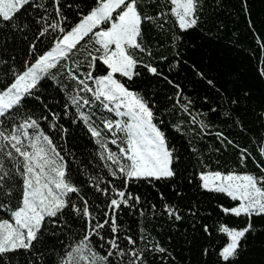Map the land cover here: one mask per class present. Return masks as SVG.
<instances>
[{"label":"snow or ice","instance_id":"6c2138e0","mask_svg":"<svg viewBox=\"0 0 264 264\" xmlns=\"http://www.w3.org/2000/svg\"><path fill=\"white\" fill-rule=\"evenodd\" d=\"M209 8L208 0H0V264L174 261L148 228L133 236L119 217L126 210L146 215L132 185L164 183L180 196L175 185L182 180L227 198L220 210L243 218L242 228L219 229L226 236L217 252L220 264H236L242 241L255 230L253 218L264 221V167L257 163L255 173L205 171L209 164L194 146L192 171L184 175L181 154L161 127L164 109L152 93L129 87L144 77L163 80L175 90L167 97L173 113L196 125L194 101L158 60L168 62V71L180 65L185 35L200 30ZM152 32L167 37L175 63L153 47ZM257 45L264 54L258 34ZM196 74L219 91L203 72ZM46 89L61 93L62 113L44 102ZM70 112V125L93 142L103 176L81 172L68 159V128L60 120ZM199 129L201 138L209 134L203 119ZM174 130L181 132L179 122ZM214 135L221 147L210 151L239 148L223 132ZM259 154L264 158V146ZM249 155L240 149L237 164L246 167ZM148 211L173 224L185 219L178 204L164 202L159 211L151 204ZM189 215L197 213L189 209ZM203 231L211 236L208 225Z\"/></svg>","mask_w":264,"mask_h":264},{"label":"trees","instance_id":"16d2710c","mask_svg":"<svg viewBox=\"0 0 264 264\" xmlns=\"http://www.w3.org/2000/svg\"><path fill=\"white\" fill-rule=\"evenodd\" d=\"M208 3V15L204 17L200 30L184 37L180 65L168 71V62L158 60L165 75L180 84L184 94L194 101L192 112L197 116V124L189 123L187 116L173 113L172 101L167 97L172 96L175 90L163 80L144 77L129 87L152 93L157 106L164 109L166 124L161 127L181 154L180 171L184 175L192 171L195 154L190 149L194 146L201 150L209 164L205 171L255 173L258 171L257 163L264 167V158L259 154L261 146H264V76L260 74L264 69V54L257 45V34L264 40V0H208ZM149 39L154 48L168 54L169 60L175 63L166 36L152 32ZM15 54L19 58L24 56L19 48ZM196 72H203L212 79L219 91L211 89ZM42 99L52 111L62 113L61 105L65 101L61 93L46 89ZM211 108L217 111L211 112ZM201 119L209 132L203 138L199 135ZM70 121L71 112L60 120L68 128L65 142L66 149L71 151L68 159L81 172L86 169L93 175L103 176L106 171L103 162L93 159L96 151L93 142L79 125H70ZM177 122L181 125L180 133L174 130ZM216 132H223L239 148L229 146L227 152L221 149L220 154L210 151L221 147L214 135ZM110 147L115 150V146ZM240 149H247L250 153L246 167L237 164ZM216 159L220 160L219 165L215 163ZM172 187L164 183L132 185L131 191L142 198L146 215L141 217L135 210H126L119 217L122 227L130 228L133 236L137 235L139 228H148L152 236L175 257L174 261L166 257L165 264H220L217 252L226 243V236L219 229L221 226L242 228L245 226L243 218L226 216L220 206L228 204L227 198L201 192L195 187V182L189 185L186 181H177L175 187L183 193L180 196ZM161 193L164 201L160 199ZM164 202L178 204L185 219L173 224L159 215L153 217L148 211L149 206L155 204L159 211ZM189 209H194L197 215L190 216ZM205 224L209 226L211 236L203 231ZM253 226L255 230L242 241L236 264H264V221L254 217ZM205 249H208V255H204ZM151 264L161 262L156 259Z\"/></svg>","mask_w":264,"mask_h":264}]
</instances>
